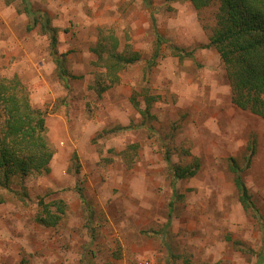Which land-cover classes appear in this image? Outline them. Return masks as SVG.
I'll return each mask as SVG.
<instances>
[{"label": "rangeland", "instance_id": "374dc122", "mask_svg": "<svg viewBox=\"0 0 264 264\" xmlns=\"http://www.w3.org/2000/svg\"><path fill=\"white\" fill-rule=\"evenodd\" d=\"M28 1L31 16L21 0H0V81L15 79L43 113L53 156L47 174L10 183L0 264H264V117L232 101L208 40L217 5ZM45 18L57 30L55 56L75 77L67 86L40 29ZM107 36L118 55L138 56L115 84L95 52ZM173 48L192 55L180 59ZM229 159L255 216L238 201ZM190 164L194 177L172 179L171 167ZM59 200L60 222L37 223L41 203Z\"/></svg>", "mask_w": 264, "mask_h": 264}, {"label": "trees", "instance_id": "16d2710c", "mask_svg": "<svg viewBox=\"0 0 264 264\" xmlns=\"http://www.w3.org/2000/svg\"><path fill=\"white\" fill-rule=\"evenodd\" d=\"M147 1V0H144ZM196 10L217 5L215 22L209 36V45L219 54L225 68L226 76L233 90L232 101L239 108L249 110L264 117V0H188ZM23 11L32 15L28 0H21ZM36 25L38 18L32 17ZM40 19V18H39ZM41 21V20H40ZM40 29L49 37L50 54L53 56L58 78L68 85L69 78L64 60L56 57V28L48 18L42 19ZM29 26L28 30L35 26ZM156 45L159 48L161 37L156 34ZM117 41L112 36L103 37L95 51L107 69L106 76L111 84L118 82L116 71L128 64L138 61L135 54L125 57L115 51ZM180 59L190 58L191 51L173 48ZM103 53L107 56L101 58ZM158 53L154 54L157 57ZM17 81L7 79L0 81V204L5 201V194L10 192L13 179L23 181L29 175H43L50 171L49 163L53 150L46 141L45 118L43 113L34 108L24 94H18ZM106 87L101 89L105 90ZM149 106L150 101L146 102ZM135 105V104H134ZM184 155L188 152L182 151ZM251 155V152H250ZM249 155V156H250ZM167 159V156H165ZM229 171L238 201L246 212L256 214V208L250 201L247 188L243 183L240 168L229 159ZM246 162H249L248 158ZM248 165V164H247ZM174 181L194 177L198 166L193 164L170 168ZM83 199V197L80 195ZM42 212L36 218L44 228H53L64 215V202L53 201L42 204ZM51 207L55 209L52 210ZM255 216V215H254ZM263 257H260L262 261ZM259 261V262H260Z\"/></svg>", "mask_w": 264, "mask_h": 264}, {"label": "clouds", "instance_id": "9594fccd", "mask_svg": "<svg viewBox=\"0 0 264 264\" xmlns=\"http://www.w3.org/2000/svg\"><path fill=\"white\" fill-rule=\"evenodd\" d=\"M140 264H151V262L150 261H148V260H142V261H140L139 262Z\"/></svg>", "mask_w": 264, "mask_h": 264}, {"label": "crops", "instance_id": "0c3cea01", "mask_svg": "<svg viewBox=\"0 0 264 264\" xmlns=\"http://www.w3.org/2000/svg\"><path fill=\"white\" fill-rule=\"evenodd\" d=\"M172 179H173V177H172Z\"/></svg>", "mask_w": 264, "mask_h": 264}, {"label": "built area", "instance_id": "2783aa9c", "mask_svg": "<svg viewBox=\"0 0 264 264\" xmlns=\"http://www.w3.org/2000/svg\"><path fill=\"white\" fill-rule=\"evenodd\" d=\"M145 264V263H144Z\"/></svg>", "mask_w": 264, "mask_h": 264}]
</instances>
